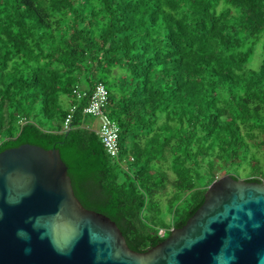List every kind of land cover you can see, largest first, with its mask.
Masks as SVG:
<instances>
[{
  "label": "trees",
  "instance_id": "16d2710c",
  "mask_svg": "<svg viewBox=\"0 0 264 264\" xmlns=\"http://www.w3.org/2000/svg\"><path fill=\"white\" fill-rule=\"evenodd\" d=\"M99 83L118 158L84 113ZM0 137L59 150L82 205L149 251L218 177L264 182V0H0Z\"/></svg>",
  "mask_w": 264,
  "mask_h": 264
},
{
  "label": "water",
  "instance_id": "95a60500",
  "mask_svg": "<svg viewBox=\"0 0 264 264\" xmlns=\"http://www.w3.org/2000/svg\"><path fill=\"white\" fill-rule=\"evenodd\" d=\"M0 264H264V182L216 179L180 229L145 253L76 197L57 149L0 153Z\"/></svg>",
  "mask_w": 264,
  "mask_h": 264
},
{
  "label": "built area",
  "instance_id": "2783aa9c",
  "mask_svg": "<svg viewBox=\"0 0 264 264\" xmlns=\"http://www.w3.org/2000/svg\"><path fill=\"white\" fill-rule=\"evenodd\" d=\"M75 93L78 98L82 97L79 91H75ZM108 98L109 93L106 86L102 83L97 84L91 96L89 105L84 109V113L100 119V126L97 133L104 145V148L106 149L107 154L111 158H118L121 154V146L119 143L120 127L115 121L109 119L103 113V108L106 106ZM72 118L71 114L67 117L64 124L65 129H70V122H72ZM2 144L3 140L0 137V147ZM164 234L165 231H161V235L163 236Z\"/></svg>",
  "mask_w": 264,
  "mask_h": 264
},
{
  "label": "rangeland",
  "instance_id": "374dc122",
  "mask_svg": "<svg viewBox=\"0 0 264 264\" xmlns=\"http://www.w3.org/2000/svg\"><path fill=\"white\" fill-rule=\"evenodd\" d=\"M91 122L93 123L95 128H97L98 125H100V122H99L98 119H94L93 118V119H91ZM252 151L253 152L249 153V159H251L252 153H253L255 155V157L259 160V162L261 163V168L262 169L261 170L259 169V170L262 173H264V148H262L261 150L253 149ZM167 171H168L170 177L173 178L174 174L171 171H169V170H167ZM240 174H241V178L244 179L247 176V171H245L244 169H241L240 170ZM218 178H220V177H218ZM168 191L170 192L169 189H168ZM167 197L168 196L164 197V199H163V201H164L163 213H167V208H166V204H165ZM165 220H169V216L168 215L167 216L165 215Z\"/></svg>",
  "mask_w": 264,
  "mask_h": 264
}]
</instances>
